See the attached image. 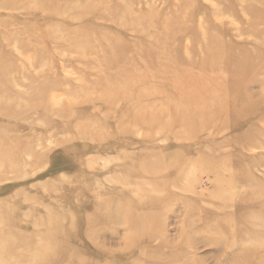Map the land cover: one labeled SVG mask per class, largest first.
Wrapping results in <instances>:
<instances>
[{"label":"rangeland","instance_id":"1","mask_svg":"<svg viewBox=\"0 0 264 264\" xmlns=\"http://www.w3.org/2000/svg\"><path fill=\"white\" fill-rule=\"evenodd\" d=\"M0 264H264V0H0Z\"/></svg>","mask_w":264,"mask_h":264},{"label":"bare ground","instance_id":"2","mask_svg":"<svg viewBox=\"0 0 264 264\" xmlns=\"http://www.w3.org/2000/svg\"><path fill=\"white\" fill-rule=\"evenodd\" d=\"M4 215H8V212H4ZM7 217H5V219H6ZM57 230H59V228H57ZM57 231L56 230H54V228H50L49 230H48V232H47V234L49 235V234H54V233H56ZM50 235V236H51ZM23 240V239H22ZM19 241H17V243H18ZM60 242L61 243H64L65 244V241L63 240V241H53V242H50L49 243V245H51L50 246V249H51V254H55V253H60V247H61V244H60ZM16 243V247H17V249H21V248H24V249H28L27 247H26V244H27V241H21L20 242V244H17ZM56 256H59V257H66L64 254H61V255H56ZM58 257V258H59Z\"/></svg>","mask_w":264,"mask_h":264}]
</instances>
